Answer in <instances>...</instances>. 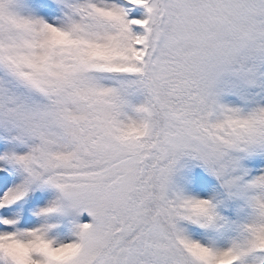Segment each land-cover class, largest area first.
I'll return each mask as SVG.
<instances>
[{
  "label": "snow or ice",
  "instance_id": "snow-or-ice-1",
  "mask_svg": "<svg viewBox=\"0 0 264 264\" xmlns=\"http://www.w3.org/2000/svg\"><path fill=\"white\" fill-rule=\"evenodd\" d=\"M0 264H264V0H0Z\"/></svg>",
  "mask_w": 264,
  "mask_h": 264
}]
</instances>
